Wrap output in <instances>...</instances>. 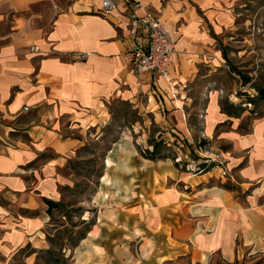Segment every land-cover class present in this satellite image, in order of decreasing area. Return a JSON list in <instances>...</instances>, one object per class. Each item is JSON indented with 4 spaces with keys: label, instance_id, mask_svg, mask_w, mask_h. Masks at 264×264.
I'll return each instance as SVG.
<instances>
[{
    "label": "crops",
    "instance_id": "obj_1",
    "mask_svg": "<svg viewBox=\"0 0 264 264\" xmlns=\"http://www.w3.org/2000/svg\"><path fill=\"white\" fill-rule=\"evenodd\" d=\"M114 1L103 16L101 0H0V264H237L264 255V112L248 118L236 103L231 113L212 86L243 0ZM148 11L176 51L166 77L137 79L133 48L146 38L130 33L129 14ZM112 102L152 113L190 155L208 143L230 179L145 158L121 134L103 154L95 224L58 255L56 208L45 200L61 202L73 186L67 165L100 139Z\"/></svg>",
    "mask_w": 264,
    "mask_h": 264
},
{
    "label": "rangeland",
    "instance_id": "obj_2",
    "mask_svg": "<svg viewBox=\"0 0 264 264\" xmlns=\"http://www.w3.org/2000/svg\"><path fill=\"white\" fill-rule=\"evenodd\" d=\"M222 52L225 57L222 72L212 82V86L220 91L222 107L237 113L239 105V108L248 109V118L260 115L264 112V0L241 1L234 26L223 37ZM236 103L238 105L234 108ZM110 114V123L100 139L82 147L78 155L82 158H73L67 165L68 173L74 179L73 186L64 188L63 205L52 211L51 216L53 228H56L54 232L51 230V251L58 255L62 248L72 246L95 224L100 207L95 206L93 199L101 186L99 176L103 154L121 134L136 138L144 157L169 156L180 170L192 173L204 171L207 167L218 168L219 179H230L225 157L213 152L208 143H197V155H190L187 144L178 140L177 134H163L165 131L154 122L152 113H139L128 102H112ZM248 124L246 119L245 128ZM135 131H138L137 135ZM155 147L157 152L152 156ZM237 264H264V255L246 256Z\"/></svg>",
    "mask_w": 264,
    "mask_h": 264
},
{
    "label": "built area",
    "instance_id": "obj_3",
    "mask_svg": "<svg viewBox=\"0 0 264 264\" xmlns=\"http://www.w3.org/2000/svg\"><path fill=\"white\" fill-rule=\"evenodd\" d=\"M137 5L138 1H135L133 6ZM115 8L116 3L114 0H101L98 13L106 16L112 13ZM129 18L130 33L135 35L141 29L146 38L145 44L139 43L133 48L132 65L135 76L137 79H141L146 72H157L166 77L169 74L176 51L175 41L170 30L149 11L142 17H138L134 12H131ZM31 50L36 51L37 46L32 45ZM88 55L89 52H79L77 58L84 59ZM196 169H199V167H196Z\"/></svg>",
    "mask_w": 264,
    "mask_h": 264
},
{
    "label": "trees",
    "instance_id": "obj_4",
    "mask_svg": "<svg viewBox=\"0 0 264 264\" xmlns=\"http://www.w3.org/2000/svg\"><path fill=\"white\" fill-rule=\"evenodd\" d=\"M156 150H157V147H155L153 149L152 154H150V155L153 156L157 152ZM167 157H169V156H161V158H158V159L167 158ZM145 158L152 159V160L157 159V158H154V157H145ZM45 201H46V203L48 205V209H47L48 212H50L52 208L58 209L59 207H61L63 205L61 202H56V201H53L51 199H46ZM84 235L80 236L72 246L76 245V243L78 242V240H80L81 238H83Z\"/></svg>",
    "mask_w": 264,
    "mask_h": 264
}]
</instances>
